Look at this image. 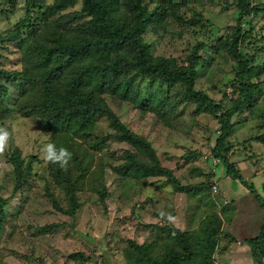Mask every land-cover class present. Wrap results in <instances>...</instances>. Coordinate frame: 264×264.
<instances>
[{
    "label": "rangeland",
    "instance_id": "374dc122",
    "mask_svg": "<svg viewBox=\"0 0 264 264\" xmlns=\"http://www.w3.org/2000/svg\"><path fill=\"white\" fill-rule=\"evenodd\" d=\"M55 1L48 0L47 4ZM249 2L251 11L243 16L248 22L239 23V14L245 11V6L234 0H193L187 6H180V0H143L150 10L159 7L163 21L156 30L150 25L145 38L152 44L155 55L176 57L183 63L192 50L190 47L208 34L205 33L206 26L214 29L212 37H215V44L219 37L232 34L241 26L243 32L248 31L249 38L244 44L240 42V47L255 55L252 65L263 64L264 48L255 47H264V10L257 12L254 8L264 7V0ZM26 9L25 0H0V36L9 37L8 34L21 27L19 23L22 20L27 23L37 21L38 10L26 15ZM81 9L82 2H77L61 14H80ZM122 12V9L118 10V18ZM82 18L74 25L88 21L90 16ZM55 19L56 16L51 21ZM254 42V46L250 45ZM19 48L17 42H5L0 49L3 56L0 57V69L21 71L24 68ZM206 50L200 52L204 57L198 62L195 88L207 91L217 102L227 93L226 109L231 110L239 97L231 85L236 62L224 51L223 55L217 54L216 50L207 55ZM132 77L128 81L146 92L143 81ZM254 81L260 86L253 90V106L247 104L235 114L233 123L236 126L227 138V148L230 149V161L236 163L249 181L253 179L264 196V143L256 138L264 135V71ZM159 82L158 78L151 81V87L158 88ZM5 83L9 87V95L5 97V106H0V197L5 199L6 205L0 223V264H79L71 258V254L76 252L83 253L88 264H126L124 252L133 250L131 241L141 245L159 239L150 228L151 224L173 225L182 232H198L201 219L208 213L220 212L226 202L235 204L234 199L248 193L239 181L226 175L222 160L214 162L212 151L221 133L219 114L214 116V113L200 108L187 95L186 86L178 82L169 86L173 103L167 111L162 109V105L156 106V110H147L116 95L105 94L104 97L126 125L151 141L162 166L172 169L186 191H177L166 175L147 178V183L142 177L127 176L128 179L120 177V180L114 172L115 167L124 162L126 151L138 153L133 145L111 139L103 149L93 153L88 139L76 137L77 147H74L79 155L91 152L93 158L88 155V159L82 160L81 164L88 165L90 169L75 176L80 206L72 212L66 191L52 180L49 167L51 160L62 153L56 146L67 134H55L41 125L39 118L21 115L18 107L22 101L20 105L16 103L18 86ZM236 85L240 86L239 81ZM95 129L103 134L112 131L106 117L97 118ZM17 151L25 159V165L33 162L34 166L22 188L17 187L19 179L11 163L12 153ZM139 154L147 157L143 152ZM255 156L259 159V173L256 175ZM68 160L63 157V167L75 171L77 164L74 163L72 168ZM208 181L217 185L218 190L214 185L207 188ZM104 184L108 195L102 200L99 191ZM207 192L213 202L207 194L204 195ZM54 199L62 210L54 204ZM249 199V208L239 202L243 211L235 216L233 225L229 227L237 241L224 250L225 264H254L251 247L245 241L258 234L263 211L255 196ZM234 207H228L227 214ZM257 207L261 212L253 213ZM220 214L225 219V215ZM165 239L164 236L163 240L156 241L159 244L155 247L158 255L165 254Z\"/></svg>",
    "mask_w": 264,
    "mask_h": 264
},
{
    "label": "trees",
    "instance_id": "16d2710c",
    "mask_svg": "<svg viewBox=\"0 0 264 264\" xmlns=\"http://www.w3.org/2000/svg\"><path fill=\"white\" fill-rule=\"evenodd\" d=\"M47 1L25 0L26 15L37 9V21L27 23L22 20L19 23L21 27L8 34L9 37L0 36V49L5 46V42L18 43L20 46L18 54L25 64L21 71L0 69V106H5V97L9 95V87L5 81L17 85L19 96L16 103L20 105L22 101L21 107H18L21 115L39 118L41 125L55 134H67L62 137L59 146H56L62 153H58L51 160L49 167L52 180L66 191L69 209L75 212L80 206L76 174L78 176L79 173L90 169L88 165L81 164L82 160L88 159V155L93 158L91 152L79 155L74 147L76 137L88 139L93 153L103 149L111 139L126 141L133 145L138 153L126 151L124 162L115 167L114 172L120 180V177L128 179L127 176H133L137 179L142 177L146 182L147 178L166 175L177 191H186L187 188L181 186L172 169L162 166L151 141L126 125L109 105L107 97H104L105 94L116 95L119 99L133 101L137 107L147 110H156V106L162 105V109L167 111L170 110V103H173L170 99L172 90L170 91L169 86L181 82L186 86L189 98L199 104L200 108L214 113V116L219 114L221 133L213 148V155L220 158L226 166V175L239 181L248 193L234 199L235 204L226 202L220 212L215 210L208 213L201 219L198 232H182L173 225L151 224L150 228L159 239L153 241L154 243L141 245L131 241L133 250L124 252L126 264H225L224 250L237 241L229 227L233 225L235 216L241 215L243 211V208L239 207V202H243L249 208L251 204L249 197L252 198V195L257 198L258 206L263 211H259L257 207L253 213L261 212L263 222L258 234L246 239L245 243L251 247L255 264L256 262L264 264L263 192L259 191L253 179L249 181L243 175L236 163L230 161V149L227 148V138L232 135L236 126L233 118L247 104L253 106L254 89L260 86L254 78H259L264 71V63L252 65L255 55H250L240 47V42L244 44L249 38L248 31L243 32L239 26L232 34L219 37L215 44L213 39L215 37H212L215 31L206 26L205 33L208 34L204 37L207 38L203 37L191 46V52L186 55L185 61L180 63L176 57L155 55L152 44L145 38L150 25L153 26V30L162 25L159 7L150 10L147 4H143V0H56L51 5H48ZM191 1L193 0H180V6H187ZM234 1L245 6V11L239 14V23L248 22L243 16L251 11L249 0ZM77 2H82L80 14L73 12L67 16L61 14ZM119 9L123 10L120 18L116 15ZM260 9L264 10V7L254 8L257 12ZM86 15L90 16L88 21L83 20L74 25L75 21L83 19L82 17ZM54 16L56 19L51 21ZM199 21L200 19L196 25ZM254 44L255 42L250 45ZM205 48L207 55L214 50L217 54L223 55L224 51L236 62L235 78L231 85L239 97L231 110L226 109L229 97L227 93L226 95L224 93V99L217 102L207 91L195 88L198 62L204 57L200 52ZM255 48L264 47L257 45ZM0 57H3L1 53ZM130 76L143 81L146 92L130 83L128 81ZM156 78L160 80L159 86L153 89L151 81L155 82ZM238 81L240 86L236 85ZM98 117H106L109 120L111 132L103 134L96 131ZM93 136L95 138H92ZM256 138L264 143V135ZM140 152L147 157L143 158ZM63 157L69 159L72 168L74 163L77 164L75 171L63 167L61 163ZM190 157L194 158L191 155ZM255 157L257 161L254 164V175L259 173V159ZM11 163L19 179L17 187L22 188L28 181L27 176L33 172V162L25 165V159H22L20 151H17L12 153ZM202 184V187H205V183ZM206 184L210 189L214 185L210 181ZM214 188L218 190L217 185H214ZM99 194L102 200L107 197L108 189L105 184ZM205 194L213 202L210 193ZM51 195L53 196V193ZM54 204L62 210L56 199ZM5 205V199L2 200L0 197V223L4 217ZM233 206L235 207L232 212L227 214L228 207ZM220 213L225 215V219ZM164 236L165 254L158 255L155 247L159 244H156V241L163 240ZM71 258L79 264H88L81 252L71 254Z\"/></svg>",
    "mask_w": 264,
    "mask_h": 264
},
{
    "label": "clouds",
    "instance_id": "9594fccd",
    "mask_svg": "<svg viewBox=\"0 0 264 264\" xmlns=\"http://www.w3.org/2000/svg\"><path fill=\"white\" fill-rule=\"evenodd\" d=\"M213 159H214V162H219L221 159L220 158H218V157H213ZM221 163H222V161H221ZM253 262H254V259H253ZM254 264H255V262H254Z\"/></svg>",
    "mask_w": 264,
    "mask_h": 264
}]
</instances>
